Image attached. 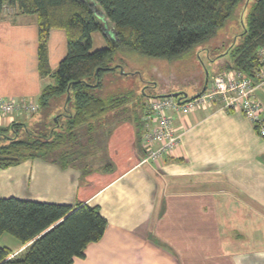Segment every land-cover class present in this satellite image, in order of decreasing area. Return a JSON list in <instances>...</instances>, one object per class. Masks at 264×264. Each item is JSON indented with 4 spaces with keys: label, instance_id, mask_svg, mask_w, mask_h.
<instances>
[{
    "label": "crops",
    "instance_id": "0c3cea01",
    "mask_svg": "<svg viewBox=\"0 0 264 264\" xmlns=\"http://www.w3.org/2000/svg\"><path fill=\"white\" fill-rule=\"evenodd\" d=\"M38 44L35 14L0 17V96L38 102L52 83L39 74ZM66 51L65 30L51 29L52 71ZM171 93L161 88L107 112L98 130L104 142L92 143L88 167L35 158L0 169V197L98 206L104 233L71 264H264V141L241 111L218 102L170 109L179 144L158 163L139 164L144 102ZM24 115L2 116L0 126ZM7 236L0 245L20 253L24 245L8 246Z\"/></svg>",
    "mask_w": 264,
    "mask_h": 264
},
{
    "label": "trees",
    "instance_id": "16d2710c",
    "mask_svg": "<svg viewBox=\"0 0 264 264\" xmlns=\"http://www.w3.org/2000/svg\"><path fill=\"white\" fill-rule=\"evenodd\" d=\"M20 13L36 15L39 74L54 79L42 87L39 109L60 103L62 111L49 117L48 131L32 132L24 122L0 126V169L35 158L62 167L77 166V161L79 167H88L82 157L87 144L96 140L90 134L87 142L82 139L100 130L104 115L134 95L104 86L107 72L117 80L128 74L120 62L114 63L117 55L122 60L125 52L136 51L177 59L240 19V30L217 58V70L252 76L260 65L258 50L264 46V0H0V17ZM53 28L64 29L67 36V51L54 71L47 54ZM94 32L105 41L99 48H93ZM177 96L188 98L182 92ZM106 225L96 205L0 197V235L10 234L25 245L21 256H11V250L0 245V264H71L84 256L87 244L102 237Z\"/></svg>",
    "mask_w": 264,
    "mask_h": 264
},
{
    "label": "rangeland",
    "instance_id": "374dc122",
    "mask_svg": "<svg viewBox=\"0 0 264 264\" xmlns=\"http://www.w3.org/2000/svg\"><path fill=\"white\" fill-rule=\"evenodd\" d=\"M244 19L245 13L243 15V20ZM230 23H232L231 26H229V24L225 29L219 30L215 36L197 45L191 52L177 59L151 57L136 51L125 52V54L122 55V60H120V55H117V59H115L114 63L120 62L123 65L121 70L128 74L117 80L112 78V72H107L104 74L102 80L105 88L115 93H117V91L130 90L134 95L132 94L133 97L129 102H134L136 105L140 99L144 97L142 94L143 91L153 95L160 92L161 88L167 92H182L183 94L185 93L187 97H194L202 90L207 76L210 81L211 74L215 71L214 61L220 57V53L227 47L232 35L237 33L241 28L240 19H238V21L235 20V22L231 21ZM109 27L110 25L108 24V28ZM100 35L99 33L97 35L93 34V48H99L104 45V43H101L97 38L100 37ZM221 44L225 45L223 46ZM209 81L207 84H209ZM50 82L53 83L54 79H51ZM256 94L264 103V84L256 89ZM60 111H62L60 103L59 105L52 104L46 108L39 109L37 112L34 111L35 113H27L22 119L26 127L32 132L40 130L48 131L49 127L52 125V121H49V117ZM13 114L15 113H11L10 115ZM81 129L85 130L86 133L88 132L85 127ZM23 131V129L19 130V136L22 137L25 135ZM89 132L93 133H87L86 137L82 139L83 142L88 141L89 134L91 136L94 135V140L97 141L95 142L96 144L98 142L100 144L104 142L102 140L103 137H101V134L104 132H98L96 129ZM87 145L88 149H93V144L90 143ZM87 145L83 147L86 149ZM82 159H85V157L83 156ZM3 235H8L9 241H6L8 246H13V239L18 241L16 237L10 234ZM24 247L25 245L23 248ZM23 248L21 250H23ZM11 253V256L17 255V253ZM23 254L24 252L20 251L19 255L21 256Z\"/></svg>",
    "mask_w": 264,
    "mask_h": 264
},
{
    "label": "built area",
    "instance_id": "2783aa9c",
    "mask_svg": "<svg viewBox=\"0 0 264 264\" xmlns=\"http://www.w3.org/2000/svg\"><path fill=\"white\" fill-rule=\"evenodd\" d=\"M258 57L260 65L252 76L235 69L217 71L195 97L181 99L162 94L146 98L142 113L145 153L139 164L158 163L161 157L172 154L179 144L180 135L173 127L168 114L170 109H189L218 102L224 109L241 111L264 141V105L256 94V89L264 84V46L259 48ZM38 108V102L31 99L0 96V117L17 112L32 113Z\"/></svg>",
    "mask_w": 264,
    "mask_h": 264
},
{
    "label": "water",
    "instance_id": "95a60500",
    "mask_svg": "<svg viewBox=\"0 0 264 264\" xmlns=\"http://www.w3.org/2000/svg\"><path fill=\"white\" fill-rule=\"evenodd\" d=\"M172 96H177V92L176 93H171Z\"/></svg>",
    "mask_w": 264,
    "mask_h": 264
}]
</instances>
